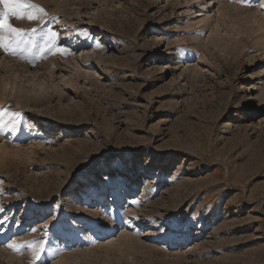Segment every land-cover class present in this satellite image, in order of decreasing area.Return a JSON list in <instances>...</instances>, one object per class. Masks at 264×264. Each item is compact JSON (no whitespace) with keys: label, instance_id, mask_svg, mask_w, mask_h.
Returning <instances> with one entry per match:
<instances>
[{"label":"rangeland","instance_id":"374dc122","mask_svg":"<svg viewBox=\"0 0 264 264\" xmlns=\"http://www.w3.org/2000/svg\"><path fill=\"white\" fill-rule=\"evenodd\" d=\"M213 1L32 0L43 22L12 18L74 54L0 49V109L23 115L0 132V264H33L40 241L35 264H264V0ZM112 209L142 227L90 217Z\"/></svg>","mask_w":264,"mask_h":264},{"label":"snow or ice","instance_id":"6c2138e0","mask_svg":"<svg viewBox=\"0 0 264 264\" xmlns=\"http://www.w3.org/2000/svg\"><path fill=\"white\" fill-rule=\"evenodd\" d=\"M244 3L245 0H238ZM0 49L11 55H19L24 59H29L31 63H35L37 56L43 57L45 53H52L53 50L60 53H71L68 47H62L58 44V34L49 30L40 37L37 42L35 36L37 30L35 28L26 31L24 28L16 27L11 22L12 18L16 20L41 21L47 15L45 10L37 4L32 3V0H0ZM249 6H251L249 4ZM264 8V5H261ZM79 35L86 39H92L87 32H81ZM99 46V44L97 45ZM23 122V115L20 112H10L7 108L0 109V132L5 128H9L15 133L20 130V125ZM31 130V125L25 124ZM133 204L139 203L133 201ZM3 211V209H0ZM45 241L31 242L28 247L32 250L33 264L40 260L42 254L46 251ZM9 248L20 251L24 247L23 244H18L15 241L7 245Z\"/></svg>","mask_w":264,"mask_h":264},{"label":"bare ground","instance_id":"6f19581e","mask_svg":"<svg viewBox=\"0 0 264 264\" xmlns=\"http://www.w3.org/2000/svg\"><path fill=\"white\" fill-rule=\"evenodd\" d=\"M192 1H194L193 2V4H196V3H198L199 2V0H192ZM215 1V0H214ZM214 1H213V3H214ZM223 1V0H222ZM208 2L206 1L203 5L204 6H206V4H207ZM199 6H201V4L199 5ZM209 8L211 7V4L208 6ZM204 8L202 7V10H203ZM187 11H190V9L189 10H187ZM194 13V12H193ZM200 15V14H199ZM202 21V20H201ZM197 23H199V22H196V24ZM219 23V22H218ZM250 24V23H249ZM217 25V27H219L220 26V24H216ZM207 27V25L205 24L204 26H203V28H206ZM209 27H211V25L209 26ZM162 30H160V28H158V30H154V33H159V32H161ZM216 32V31H215ZM214 32V33H215ZM214 36V35H213ZM104 37V36H103ZM219 37V36H218ZM218 37H217V39H218ZM220 39H223V38H220ZM99 40V39H98ZM211 40H216V39H214V37L211 39V37H210V41L209 42H211ZM198 41H200L199 40V37H197V39H196V47H197V51L200 53V52H203V51H205V49H208V46L205 44L204 45V43L202 44L201 42L199 43ZM218 41V40H217ZM262 41H264V40H262ZM219 42H220V40H219ZM261 43V40H260V42H259V44ZM199 44V45H198ZM262 46H263V49L261 50V55H263L264 56V44H262ZM229 47V46H228ZM232 47V46H231ZM95 53V52H94ZM187 53V52H186ZM167 57H168V55H167ZM184 59V58H183ZM167 66V68L168 67H170V66H168V65H166ZM73 81V80H72ZM66 85L68 86H72L73 87V90H74V88H76L74 85V83L73 82H71L70 80L66 83ZM78 85V84H77ZM5 90H6V88H5ZM76 90V89H75ZM9 95V94H8ZM16 95H17V93H16ZM16 98L18 99L17 101H18V103L20 104V103H22L25 99H26V96L22 93V95H20V94H18L17 96H16ZM40 100V99H39ZM89 133L91 134V133H93V130H90L89 131ZM116 193V192H115ZM112 195H114V191L112 192ZM98 199H97V201H99V202H102L103 200V198L102 197H100V196H98L97 197ZM90 199V198H89ZM132 208V207H131ZM127 210V209H126ZM135 210V209H134ZM98 215V216H97ZM100 215H104L107 219H108V229H110V232H113V231H115V228H116V226H117V219H119V218H121V217H124L126 220H127V224H129V226H130V224L132 225H135V226H141L142 227V225H140L136 220H137V218H136V220L134 219V218H129V214H128V211H125V212H120V213H117V212H115L114 211V209H112L111 211H105V210H102V212L99 214H91L90 215V217H94V216H97V217H99ZM41 216V215H40ZM26 219H32V218H30V217H27ZM18 223H17V227H19L20 225H21V223H20V220H18L17 221ZM28 223H33L32 222V220H28L27 222H24V225L25 224H28ZM94 224H99L98 222H96V223H94ZM136 228V227H135ZM92 229V228H91ZM146 235L147 234H150V238L152 239V240H154V241H157V242H162L164 239H163V237H161V236H158L157 234H155L154 232H152V231H149V232H146L145 233ZM91 238V237H90ZM13 252H15V254H20V256H22L23 257V255H22V250H20V251H13ZM31 257H33V256H31ZM24 258V257H23ZM26 261L28 262V264H31L32 263V261H30L28 258H26Z\"/></svg>","mask_w":264,"mask_h":264}]
</instances>
